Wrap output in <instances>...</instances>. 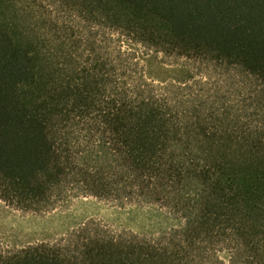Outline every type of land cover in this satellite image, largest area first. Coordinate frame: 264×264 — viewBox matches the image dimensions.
I'll return each instance as SVG.
<instances>
[{"label":"trees","instance_id":"trees-1","mask_svg":"<svg viewBox=\"0 0 264 264\" xmlns=\"http://www.w3.org/2000/svg\"><path fill=\"white\" fill-rule=\"evenodd\" d=\"M156 208L0 264H264V0H0V200Z\"/></svg>","mask_w":264,"mask_h":264},{"label":"rangeland","instance_id":"rangeland-1","mask_svg":"<svg viewBox=\"0 0 264 264\" xmlns=\"http://www.w3.org/2000/svg\"><path fill=\"white\" fill-rule=\"evenodd\" d=\"M160 211L156 208L102 201L93 197L73 198L49 212L25 213L0 200V243L10 249L36 243H54L89 222L117 232L154 234Z\"/></svg>","mask_w":264,"mask_h":264}]
</instances>
